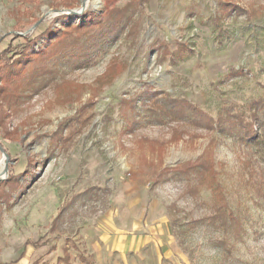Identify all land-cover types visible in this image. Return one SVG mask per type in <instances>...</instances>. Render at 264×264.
I'll use <instances>...</instances> for the list:
<instances>
[{
  "label": "rangeland",
  "instance_id": "rangeland-1",
  "mask_svg": "<svg viewBox=\"0 0 264 264\" xmlns=\"http://www.w3.org/2000/svg\"><path fill=\"white\" fill-rule=\"evenodd\" d=\"M104 8L129 16L116 41L55 59ZM25 36L45 55L9 75ZM263 84L264 0H0V263L76 246L96 264H264V141L242 137ZM28 238L46 245L16 261Z\"/></svg>",
  "mask_w": 264,
  "mask_h": 264
},
{
  "label": "trees",
  "instance_id": "trees-1",
  "mask_svg": "<svg viewBox=\"0 0 264 264\" xmlns=\"http://www.w3.org/2000/svg\"><path fill=\"white\" fill-rule=\"evenodd\" d=\"M67 18V17H66ZM88 20V24H83L80 29L85 28L87 32L75 40L68 42L67 44H62V47L59 50H55L54 58L58 61L64 60L69 64L76 66L79 64L88 63L93 59L95 55L101 53L104 48L116 41L119 35L127 28L129 16L128 14L123 13V11L118 10L117 8H111L107 10L104 8L101 13H90L89 16L86 17ZM79 29V28H78ZM89 31V32H88ZM49 31H45L44 34H40L41 36L47 35ZM26 43L19 44L15 47L14 54L10 57L8 68V73L11 75L13 71L17 68H24L25 66L30 65L33 61L36 60L37 57L44 56L45 50L43 48H39L37 53H31L30 49L32 45L37 41V38L24 37ZM6 51V50H4ZM47 68H42L39 71L40 76H45L48 73ZM15 76V75H14ZM264 89V84H263ZM2 95V90L0 89V96ZM153 96V95H152ZM150 96L149 98H152ZM247 105H251L249 111L251 115L249 116V122L242 124L245 125L243 128V139L246 141H252L254 143H263L264 141V96L261 98H255ZM249 107V106H248ZM135 108H131L130 111H134ZM135 112V111H134ZM135 118H133L134 120ZM132 123V122H131ZM240 123V122H239ZM131 125V129L136 125L133 122ZM258 126L255 129V127ZM234 129H230V133L233 134ZM201 169V165L198 163L189 165L187 170L192 175H196ZM181 172H177V175H180ZM62 211H58L56 216L53 218L51 225H56L57 220L61 216ZM46 242L39 244L38 242H32L27 240L25 246L32 245L37 248L41 245H44ZM75 251H78L76 246H72ZM64 256L59 259L58 264H70V254L66 253V250L63 251ZM2 264V263H0ZM35 264H38L36 262Z\"/></svg>",
  "mask_w": 264,
  "mask_h": 264
},
{
  "label": "crops",
  "instance_id": "crops-1",
  "mask_svg": "<svg viewBox=\"0 0 264 264\" xmlns=\"http://www.w3.org/2000/svg\"><path fill=\"white\" fill-rule=\"evenodd\" d=\"M58 210H57L56 214L58 213ZM53 218H52V220H53ZM52 220H51L50 224L52 223ZM27 240H30L32 242H35L34 240H32L30 238L26 239L24 241V244H23V250H22L21 254L18 256V258L16 259V261H18L19 259H21L23 257V255L25 253V250L27 248H31V249L37 250V249H40V248H42V247H44L46 245V243H45L44 245H41V246H39L37 248L33 247L32 245L25 246V243H26ZM36 242H38L39 244H41V243L46 242V241L41 242L40 240H38ZM69 248H70L69 246H64L62 248L61 255H58L56 257V259H55V264H58L59 259L64 256V253H63L64 250H66V253L70 254V256H71L70 261H69L70 264H74V257H76V262H78V264H96V259L89 253V251H88L87 248H83V250H80L78 248L79 249V252L76 251V253H75L76 255L75 256L72 254V252L70 251ZM16 261H14L13 263H15ZM36 262H38V264H39V261L38 260H35L32 264H35ZM2 264H5V263H2Z\"/></svg>",
  "mask_w": 264,
  "mask_h": 264
},
{
  "label": "water",
  "instance_id": "water-1",
  "mask_svg": "<svg viewBox=\"0 0 264 264\" xmlns=\"http://www.w3.org/2000/svg\"><path fill=\"white\" fill-rule=\"evenodd\" d=\"M70 13L75 14V13H77V11H73V10H71ZM4 156H6V155H4Z\"/></svg>",
  "mask_w": 264,
  "mask_h": 264
}]
</instances>
